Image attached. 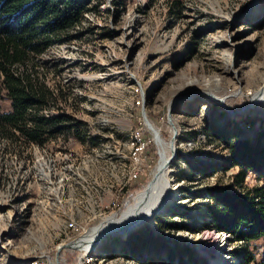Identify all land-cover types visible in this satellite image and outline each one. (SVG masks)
<instances>
[{
  "label": "rangeland",
  "instance_id": "1",
  "mask_svg": "<svg viewBox=\"0 0 264 264\" xmlns=\"http://www.w3.org/2000/svg\"><path fill=\"white\" fill-rule=\"evenodd\" d=\"M90 5L73 31L77 36L42 55L48 62L45 83L65 96L51 107L80 122L86 142L60 137L44 149L20 152L19 143L0 136V264H146L152 259L170 264L164 263L167 254L172 264L175 258L189 264L188 256L177 255L171 245L196 255L193 264L258 263L264 239L240 243L208 231L205 192L230 186L238 170H217L225 151L203 129L210 116L222 113L226 117L217 124L230 122L228 131L236 124L240 138H253L264 124V98L258 99L264 89V0H92ZM9 111L0 79V113ZM150 127L172 152L170 176L179 196L152 222L129 232L153 241V257L145 254L140 263L132 250L127 256L122 244L129 234L112 233L94 245L85 242L81 250L80 240L111 219L122 220L142 201L160 162ZM143 160L140 183L135 173ZM245 181L250 188L264 185L251 174ZM136 182L140 186L126 210L122 198ZM161 222L181 228L160 230ZM89 228L95 229L79 240ZM220 237L227 238L226 245L219 244ZM72 244L80 251L65 250ZM222 246L225 258H219ZM244 255L253 261L245 263Z\"/></svg>",
  "mask_w": 264,
  "mask_h": 264
},
{
  "label": "trees",
  "instance_id": "2",
  "mask_svg": "<svg viewBox=\"0 0 264 264\" xmlns=\"http://www.w3.org/2000/svg\"><path fill=\"white\" fill-rule=\"evenodd\" d=\"M91 1L0 0V79L1 89L10 104L9 112L0 113V136L19 143L17 149L20 152L32 146L44 149L45 143L60 137L65 140L73 138L79 143H85L88 138L80 122L59 114L63 108L54 111L51 107L60 99L64 101L65 96L60 88L55 94L56 90L45 83L48 62L42 59V55L77 36L73 31L81 25L84 15L93 9L90 8ZM224 117V113L217 118L210 116L203 131L212 143L225 151L217 170L223 173L232 169L238 171L231 176L230 186L206 190L204 196L210 202L203 211L206 226L208 231L228 234L240 243L259 241L264 239V185L250 188L245 180L251 174L264 182V124L253 138H240L241 132L236 124L231 131H228L230 122L223 127L217 124ZM139 181L141 183L143 179ZM157 226L160 230L181 228L163 222ZM150 241L146 235L129 234L122 249L129 257L132 250L138 262H145V254L151 257L154 254ZM171 247L177 250V255L188 256L189 264L197 262L196 255H191L182 245ZM105 249L104 244L102 250ZM163 250L166 256L168 248ZM244 256L241 259L245 258V263L253 261L252 257ZM172 262L167 254L164 263ZM178 262L181 264L180 259L175 258L174 264ZM145 263L157 264L153 259ZM256 264H264V254Z\"/></svg>",
  "mask_w": 264,
  "mask_h": 264
},
{
  "label": "bare ground",
  "instance_id": "3",
  "mask_svg": "<svg viewBox=\"0 0 264 264\" xmlns=\"http://www.w3.org/2000/svg\"><path fill=\"white\" fill-rule=\"evenodd\" d=\"M261 98H264V89L262 90L261 94L258 95V99L262 100ZM150 130L152 131L156 141L158 142L160 162L157 168L152 173V180L150 182V186L148 187L142 201L136 204L134 208L129 210L128 213L123 216L122 220L117 221L115 219H111L108 222L107 226L95 229V231L92 233L93 235L91 237L89 236V239L85 240L81 238L82 240H80L76 244V246L83 247L85 246V242L89 243L87 244L88 246L94 245L103 236L110 234L112 235V233L119 234L125 237L133 228L139 227L142 224L147 223L148 221L152 222V219H154L155 217L154 215L159 214L162 207L173 206L179 200L177 186L174 185L170 176L172 152L171 150L167 149L160 140H158L159 134H157V131L153 127H150ZM132 144L133 157H136L138 159V155L141 152L138 154V144L134 138L132 139ZM218 240H220V245H226L225 241L227 240V238L226 240H224V238L220 237ZM222 249L220 250L221 253L219 254V258H221L222 254L225 258L227 254V249H225V247L223 246ZM212 263L215 264V262L213 261Z\"/></svg>",
  "mask_w": 264,
  "mask_h": 264
},
{
  "label": "built area",
  "instance_id": "4",
  "mask_svg": "<svg viewBox=\"0 0 264 264\" xmlns=\"http://www.w3.org/2000/svg\"><path fill=\"white\" fill-rule=\"evenodd\" d=\"M138 133L141 135V138H145V136L143 135V133H141V132H139V130H138ZM148 147H149V141H148ZM145 163V161L143 160V162L141 163V170H139V172L138 173H135V174H138V181L137 182H139V180H140V177H141V175L143 174V172L145 171V167H144V164ZM137 182H136V184H137ZM139 186V184H137V185H134V187L132 188V193L131 194H127V195H125L123 198H122V201H123V205H122V208H125L126 210H127V208L129 207V206H131V204H130V198L133 196V194H135L138 190H137V188H135V187H138ZM127 196V197H126ZM103 223V222H102ZM95 228H89V230H83V235L84 236H81L80 238H79V240L81 239V238H83V237H85L86 235H88V233H90L91 231H93ZM74 244V243H73ZM73 244L72 245H67V247L65 246V250H77V251H80V249L81 250H83V247H80V249L79 248H74L73 247ZM86 245H87V242H86ZM43 260H44V257H43ZM52 261L51 260H48V262H47V264H50ZM44 264H46V261H44Z\"/></svg>",
  "mask_w": 264,
  "mask_h": 264
},
{
  "label": "water",
  "instance_id": "5",
  "mask_svg": "<svg viewBox=\"0 0 264 264\" xmlns=\"http://www.w3.org/2000/svg\"><path fill=\"white\" fill-rule=\"evenodd\" d=\"M224 109V111L226 112V113H229V112H227V110L225 109V108H223ZM231 113V112H230ZM167 118H168V121L170 122V118L168 117V115H167ZM143 225V224H142ZM57 262V261H56Z\"/></svg>",
  "mask_w": 264,
  "mask_h": 264
},
{
  "label": "crops",
  "instance_id": "6",
  "mask_svg": "<svg viewBox=\"0 0 264 264\" xmlns=\"http://www.w3.org/2000/svg\"><path fill=\"white\" fill-rule=\"evenodd\" d=\"M9 106H10V104H9Z\"/></svg>",
  "mask_w": 264,
  "mask_h": 264
}]
</instances>
